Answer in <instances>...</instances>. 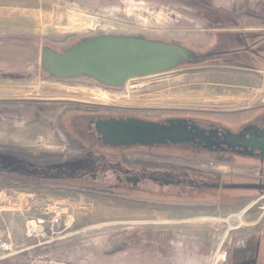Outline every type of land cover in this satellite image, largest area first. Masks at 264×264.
<instances>
[{"label": "rangeland", "instance_id": "rangeland-1", "mask_svg": "<svg viewBox=\"0 0 264 264\" xmlns=\"http://www.w3.org/2000/svg\"><path fill=\"white\" fill-rule=\"evenodd\" d=\"M243 3L248 8L245 12L217 13L200 8L196 0H0V152L25 153L37 163L57 164L55 157L81 146L68 121L75 116V123L81 111L90 110L69 105L67 100L181 109L193 120L233 129L253 120L264 113V72L252 71L262 65L264 42L243 50L253 40L241 44L234 35L244 31L214 33L233 30L220 22L231 20L241 27L254 23L259 30L255 40L264 37V0ZM106 34L141 36L178 45L194 55L218 56L135 78L119 89L104 88L86 77L59 80L43 71L44 47L64 53L73 45ZM10 130L13 138H8ZM236 173L256 180L258 163ZM12 179L0 174V191L10 193L15 201L30 199V212L37 217L46 218L48 206L58 204L64 225L54 235L28 238L23 218L13 214L14 231H0V242L12 246L10 255L0 253V264H210L219 245L216 263L222 264L231 240L251 232L245 226L239 230L230 227L240 221L251 225L264 212L261 209L253 215L256 208L264 207L263 201L243 213L261 194L221 192L223 198L244 197L222 200L214 212L207 207V214L190 213L186 223L171 224L164 216L151 213V201L140 203L134 191L116 193L57 180L20 184ZM32 200L39 206H32ZM189 218L192 220L187 221Z\"/></svg>", "mask_w": 264, "mask_h": 264}, {"label": "flooded vegetation", "instance_id": "flooded-vegetation-1", "mask_svg": "<svg viewBox=\"0 0 264 264\" xmlns=\"http://www.w3.org/2000/svg\"><path fill=\"white\" fill-rule=\"evenodd\" d=\"M236 40L241 44L253 40V43L243 48L245 50L250 49L251 45L263 43L264 37L255 40L252 35H241L236 37ZM55 52L63 54L56 50ZM68 101L73 100L66 102L90 112L81 111L82 115L76 117L75 123L73 121L75 116L69 118L68 122L74 131L75 139L81 146L63 157L54 158L62 169L55 170L56 182L60 184L70 182V185L87 188L99 186L116 193L134 191L140 203H143V199L151 201V213L155 216H164L171 220V224H174V221H177L176 224L186 223L185 216L190 213L198 216L207 214V207L215 210L216 206L221 205L222 200L232 202L244 197L235 194L223 198L221 192L236 191L262 195L243 213L264 201V159L256 157L257 152L251 156L244 153L241 148L233 149L226 145V136L229 134L236 135L250 127L264 130V113L233 129L212 122L193 120L189 113L181 109L101 106L104 104ZM127 122L147 127L178 124L182 129L192 130V133L188 135L189 142L173 144L165 141L160 144L143 145L126 135H117L115 126ZM78 127L79 129H76ZM252 162L258 163L257 179L239 177L236 171L243 166L251 168ZM218 168H227L228 171L223 173L218 171ZM225 186L251 188L225 189ZM142 207L138 208L140 213L144 211ZM261 209L264 207L256 208L253 215H258ZM197 219L199 218L193 220ZM190 220L192 219L189 218L187 221ZM243 226L246 231L251 232L242 234L238 240H231L224 252L222 264H264V212L255 223L241 224L231 230H239ZM137 236L140 237V234ZM136 242L140 240L137 238Z\"/></svg>", "mask_w": 264, "mask_h": 264}, {"label": "water", "instance_id": "water-1", "mask_svg": "<svg viewBox=\"0 0 264 264\" xmlns=\"http://www.w3.org/2000/svg\"><path fill=\"white\" fill-rule=\"evenodd\" d=\"M226 54V53H224ZM213 54L204 55L211 57ZM192 51L175 44L150 41L141 36L100 35L57 54L44 47L40 63L52 78L70 80L86 77L102 87L119 89L130 79L173 71L183 62L197 61ZM102 124V122H99ZM98 123V124H99ZM117 135L128 136L143 145L189 142L192 130L173 126L147 127L137 123L120 124ZM100 132V131H99ZM246 136L248 138H246ZM227 147L241 148L244 153L264 159V130L246 128L239 134L226 136ZM224 151V149H220ZM225 189H249L250 186H225Z\"/></svg>", "mask_w": 264, "mask_h": 264}, {"label": "crops", "instance_id": "crops-1", "mask_svg": "<svg viewBox=\"0 0 264 264\" xmlns=\"http://www.w3.org/2000/svg\"><path fill=\"white\" fill-rule=\"evenodd\" d=\"M198 2V5H200V8L208 9L209 11L213 10L217 13H227L229 10L232 12H245L248 8H246L247 0H196ZM239 1V2H238ZM206 11V10H205ZM252 17V16H251ZM236 18V17H233ZM243 18V17H242ZM249 18V17H247ZM223 26H229L232 27L233 30H217L214 32L217 33H226V34H237L238 32L244 31L245 33H240L239 35H252L257 37L256 33L259 31L256 26L252 25L254 23L248 24L245 27H241V25H237L236 23H233V21H220ZM239 35H234L235 37H238ZM212 57V56H211ZM206 58V57H205ZM208 58V57H207ZM262 65L260 68L252 69V71L256 72H264V59H262ZM10 133L8 135V138H13L12 131L10 130ZM11 136V137H10ZM21 201L18 198V201L14 200L10 193H7L6 191H0V231H14L13 229V214H19L21 218H23L24 223L27 219L31 217H37L36 215H32L30 212V206L31 203L30 199L23 198ZM35 200H32V206L38 205V201L34 202ZM32 209V208H31ZM23 231H24V224H23Z\"/></svg>", "mask_w": 264, "mask_h": 264}, {"label": "trees", "instance_id": "trees-1", "mask_svg": "<svg viewBox=\"0 0 264 264\" xmlns=\"http://www.w3.org/2000/svg\"><path fill=\"white\" fill-rule=\"evenodd\" d=\"M202 58L205 57L199 56V59ZM194 62L196 61L183 62L177 67L179 68L181 66L191 65ZM56 169H60L62 171L61 167L57 164L37 163L35 160L31 159L30 155L25 153L20 155V153L0 152V174L4 176H11V178H14L12 180L17 179L15 181L20 184H31L32 182L48 183L49 181H54L55 176L57 175V173H55Z\"/></svg>", "mask_w": 264, "mask_h": 264}, {"label": "built area", "instance_id": "built-area-1", "mask_svg": "<svg viewBox=\"0 0 264 264\" xmlns=\"http://www.w3.org/2000/svg\"><path fill=\"white\" fill-rule=\"evenodd\" d=\"M43 216L31 217L24 223V231L28 238H34L39 235L45 237L47 234L54 235L56 231H59L60 226L63 224V218L58 204H50L47 212ZM221 246L218 248L216 253L212 256L210 264H217V256ZM12 246L8 241L0 242V253H6L10 255Z\"/></svg>", "mask_w": 264, "mask_h": 264}, {"label": "bare ground", "instance_id": "bare-ground-1", "mask_svg": "<svg viewBox=\"0 0 264 264\" xmlns=\"http://www.w3.org/2000/svg\"><path fill=\"white\" fill-rule=\"evenodd\" d=\"M160 74H161V73H160ZM134 79H135V78H134ZM131 80H133V79H130L129 81H131ZM129 81H128V82H129ZM128 82H127V83H128ZM95 83H96V82H95ZM127 83H126V84H127ZM108 100H109V99H108ZM105 101H106V100H105ZM237 218H239V216H237ZM202 220H203V219H202ZM210 220H211V219H210ZM238 220H239V219H238ZM229 221H230V218H229L226 222L229 223ZM241 224H242V223H241V221H240L239 225H241ZM230 229H232V227H230ZM219 247H220V245H219ZM219 247H218V248H219ZM218 248L216 249V251L218 250Z\"/></svg>", "mask_w": 264, "mask_h": 264}]
</instances>
